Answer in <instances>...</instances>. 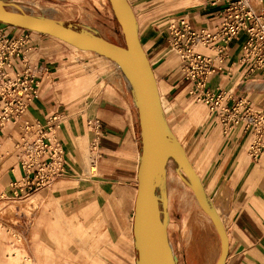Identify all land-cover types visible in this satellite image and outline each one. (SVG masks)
Returning <instances> with one entry per match:
<instances>
[{
  "label": "crops",
  "instance_id": "1",
  "mask_svg": "<svg viewBox=\"0 0 264 264\" xmlns=\"http://www.w3.org/2000/svg\"><path fill=\"white\" fill-rule=\"evenodd\" d=\"M127 1L135 16L139 40L151 63L166 124L184 147L199 176L205 197L218 213L226 231L228 253L224 264H264V154L253 161L247 154L249 136L243 134L240 127L224 133L208 108L193 99L188 92L189 84L182 79L179 58L165 41L168 20L185 16L197 27H211L219 21L214 15L217 7L210 5L212 0ZM12 28L9 30L18 34L24 30ZM29 36L36 47L28 52V59L33 63L46 65L48 71L42 77L38 97L26 110L23 118L1 131L0 228L5 225L3 232L6 245L26 253L32 264H56V259L51 261L49 254L53 251L61 252V247L52 244L50 236L55 207L53 203L56 194L60 193L63 178H57L50 187L35 191L23 200L11 198L8 185L20 174L19 152L15 145L28 133L23 128L25 119H38L52 113L53 106L49 103V98H64L60 92L55 93L53 84L65 82V78H69L70 73L81 64L69 61L73 53L65 52L64 46L68 43L34 31ZM239 46V40L233 42L232 58L237 56ZM90 54H95L87 63L94 74L99 75L102 67L107 66L114 79L108 80L102 87L93 106V114L102 122L105 132L99 141L98 129L96 130L97 158L99 157L101 164L110 160L107 154L119 144L117 126L121 115H126V122L130 126L136 121L137 107L125 75H119V67L102 55L95 52ZM237 74L230 79L217 75L212 82L232 87L237 95H243L253 104L263 107L264 82L260 79H246L237 86ZM59 77L61 80H56ZM254 82L258 83L256 87H253ZM161 88L170 104V119L165 115V99L161 96ZM169 120L172 125H169ZM58 136L62 140L60 133ZM62 143L67 145V139L64 142L62 140ZM94 167L90 166V169L93 171ZM159 179L161 180V176ZM155 192L157 196L156 181ZM165 216L167 218L166 214ZM213 230L217 238L213 253L208 247L196 244L193 250L189 249L184 253L182 262H178L173 254L174 263L210 264L207 263L208 253L210 257L213 254L209 262L211 260V264H215L220 253V242L215 228Z\"/></svg>",
  "mask_w": 264,
  "mask_h": 264
},
{
  "label": "rangeland",
  "instance_id": "2",
  "mask_svg": "<svg viewBox=\"0 0 264 264\" xmlns=\"http://www.w3.org/2000/svg\"><path fill=\"white\" fill-rule=\"evenodd\" d=\"M3 1L18 5H10V10L50 17L124 45L122 31L109 0ZM9 31L11 35H19ZM56 41L60 43L59 40ZM64 47L66 53H73L69 61L81 65L71 73L68 71L70 77L65 78V82L53 84L55 93L60 92L64 98H49V103L53 106L50 114L60 115L58 133L63 142L66 139L68 141L67 145H63L60 139L65 170L63 177L60 176L63 178L60 193L56 194L53 203L55 207L50 236L51 243L61 247V252H51L50 260L56 259V264H135L137 252L132 234V218L137 185L135 173L141 147L138 115L130 126L126 122V115H121L117 126L119 144L107 154L110 160L99 164L95 145L96 130L98 129L99 141L105 132L102 122L93 114L94 100L108 80L114 79L107 66L102 67L99 75L94 74L87 64L93 59L92 55L95 57V54H90L91 51L79 50L69 44ZM119 75L123 77L121 69ZM56 80H61V77ZM160 91L165 99V115L170 119V104L162 88ZM120 103L122 101L119 105ZM197 103L204 105L202 102ZM95 119L99 121L98 128L95 126ZM35 120L25 119L29 122ZM15 123L10 122L4 127ZM169 125H172L171 120ZM89 159L96 160L93 171L90 169ZM160 176L156 178L157 200L161 218L167 215L168 239L177 261L182 262L184 253L189 249L193 250L196 244L208 247L213 253V246L217 241L214 226L197 204L185 175L171 155L168 156ZM3 229L5 225L0 228V264H32L26 253L6 245ZM209 255L207 253V263L211 264L209 259L213 254L211 257Z\"/></svg>",
  "mask_w": 264,
  "mask_h": 264
},
{
  "label": "built area",
  "instance_id": "3",
  "mask_svg": "<svg viewBox=\"0 0 264 264\" xmlns=\"http://www.w3.org/2000/svg\"><path fill=\"white\" fill-rule=\"evenodd\" d=\"M210 5L217 7V23L197 27L185 16L172 18L166 24V44L179 58L189 94L208 108L224 133L240 127L249 136L247 154L257 161L264 154V106L212 80L217 75L230 79L238 73L237 86L246 79L264 82V0H212ZM12 27L0 22V130L22 119L38 97L39 84L48 71L46 65L28 59V52L36 47L29 36L31 30L11 35ZM236 40L240 48L232 58L231 46ZM257 85L253 83V87ZM94 123L98 128V119ZM24 126L28 133L15 145L20 174L8 185L11 198L17 200L50 187L65 170L58 136L60 115L25 121Z\"/></svg>",
  "mask_w": 264,
  "mask_h": 264
},
{
  "label": "water",
  "instance_id": "4",
  "mask_svg": "<svg viewBox=\"0 0 264 264\" xmlns=\"http://www.w3.org/2000/svg\"><path fill=\"white\" fill-rule=\"evenodd\" d=\"M109 3L121 28L124 45L109 41L99 34L70 27L50 17L10 10V5H18L3 0H0V22L47 34L78 49L95 52L113 61L125 75L135 97L141 143L132 218L137 252L135 264H175L168 239L166 216L161 218L155 192L156 178L162 173L169 155L177 161L197 204L211 220L220 242V253L215 264H224L228 253L226 231L218 213L209 205L199 176L184 147L166 124L156 79L139 40L133 10L127 0H109Z\"/></svg>",
  "mask_w": 264,
  "mask_h": 264
},
{
  "label": "bare ground",
  "instance_id": "5",
  "mask_svg": "<svg viewBox=\"0 0 264 264\" xmlns=\"http://www.w3.org/2000/svg\"><path fill=\"white\" fill-rule=\"evenodd\" d=\"M69 45H71V44H69ZM71 46H73V47H75L74 45H71ZM77 48V47H76ZM80 50H82V49H80ZM83 51H90V50H83ZM89 164H90V166L93 168L94 167V159H89ZM204 212V211H203ZM205 213V212H204ZM211 222V221H210ZM211 224H212V222H211ZM212 226H213V224H212ZM28 260H29V258H27Z\"/></svg>",
  "mask_w": 264,
  "mask_h": 264
},
{
  "label": "trees",
  "instance_id": "6",
  "mask_svg": "<svg viewBox=\"0 0 264 264\" xmlns=\"http://www.w3.org/2000/svg\"><path fill=\"white\" fill-rule=\"evenodd\" d=\"M63 24L68 25V24H66V23H63ZM68 26H70V25H68ZM70 27H71V26H70ZM73 28H75V27H73ZM76 29H78V28H76Z\"/></svg>",
  "mask_w": 264,
  "mask_h": 264
}]
</instances>
